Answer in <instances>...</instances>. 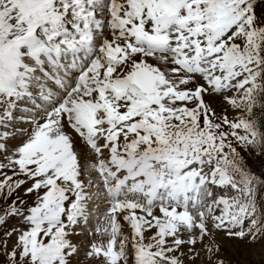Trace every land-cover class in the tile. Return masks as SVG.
I'll return each mask as SVG.
<instances>
[{"label":"snow or ice","instance_id":"6c2138e0","mask_svg":"<svg viewBox=\"0 0 264 264\" xmlns=\"http://www.w3.org/2000/svg\"><path fill=\"white\" fill-rule=\"evenodd\" d=\"M0 264H264V0H0Z\"/></svg>","mask_w":264,"mask_h":264}]
</instances>
